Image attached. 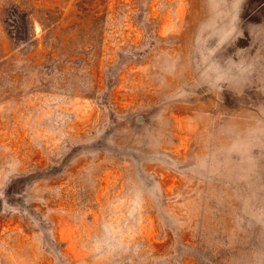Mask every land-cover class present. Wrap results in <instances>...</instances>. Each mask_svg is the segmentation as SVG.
Segmentation results:
<instances>
[{
    "label": "rangeland",
    "instance_id": "rangeland-1",
    "mask_svg": "<svg viewBox=\"0 0 264 264\" xmlns=\"http://www.w3.org/2000/svg\"><path fill=\"white\" fill-rule=\"evenodd\" d=\"M0 264H264V0H0Z\"/></svg>",
    "mask_w": 264,
    "mask_h": 264
}]
</instances>
